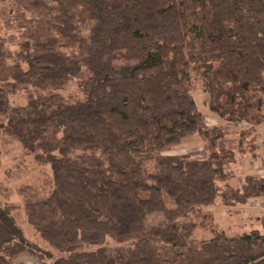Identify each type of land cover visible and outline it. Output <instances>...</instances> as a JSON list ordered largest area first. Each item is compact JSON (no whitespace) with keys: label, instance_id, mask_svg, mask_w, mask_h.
<instances>
[{"label":"trees","instance_id":"trees-1","mask_svg":"<svg viewBox=\"0 0 264 264\" xmlns=\"http://www.w3.org/2000/svg\"><path fill=\"white\" fill-rule=\"evenodd\" d=\"M17 3V50L0 36V103L27 101L10 105L0 135L50 169L46 188L21 190L29 225L60 253L52 264H264L260 230L198 240L188 220L218 198H264V177L222 191L223 160L169 154L196 134L223 137L205 123L194 79L213 113L250 125L241 145L264 124V0ZM74 80L82 101L60 94ZM3 198L0 264L43 255Z\"/></svg>","mask_w":264,"mask_h":264},{"label":"rangeland","instance_id":"rangeland-1","mask_svg":"<svg viewBox=\"0 0 264 264\" xmlns=\"http://www.w3.org/2000/svg\"><path fill=\"white\" fill-rule=\"evenodd\" d=\"M19 9L17 0H4V3L0 5V36L9 38L12 50H17L22 34L16 19L19 14L23 13ZM192 93L205 123L210 128L220 127L223 129V137L215 138L208 133L205 135L196 134L189 137L180 146L175 147L169 154H187L196 159L223 160L224 163L220 167L225 171V179L219 182L222 191L228 186L241 189L247 176L264 177V124L257 127L256 138H254L255 136L247 138L241 145V133L250 125L227 123L213 113L210 110L208 96L203 91L201 81L193 80ZM60 94L70 101L85 99L77 80L65 85ZM10 99L11 106L22 105L27 101V92H21ZM10 105L0 103V123L4 121ZM3 137H0L2 162L0 195L2 198L4 197L5 201L17 205L18 209L14 213L16 222L25 231L29 240L43 251V255L39 252L28 251L15 259L13 264H52L56 258L60 257V253L43 241L29 225L24 213L26 194L22 193V190L27 187L30 188L27 190V194L46 188L50 169L37 165L34 157L25 151L20 143L9 141L8 138ZM153 168L154 164H149L148 170L151 171ZM169 206L172 207L173 203L170 202ZM260 218L264 220V198L251 200L244 206L234 205L232 207L225 206L222 199L218 198L215 205L196 209L189 215L188 220L196 223L197 229L194 236L201 240L213 237L214 232L217 231H223L230 236L243 235L252 230H260L264 233V226L259 220ZM161 221V216H154L150 219L151 224ZM120 246L124 245L111 240L107 242L109 249H116Z\"/></svg>","mask_w":264,"mask_h":264},{"label":"crops","instance_id":"crops-1","mask_svg":"<svg viewBox=\"0 0 264 264\" xmlns=\"http://www.w3.org/2000/svg\"><path fill=\"white\" fill-rule=\"evenodd\" d=\"M262 222V225L264 226V220L262 218L259 219ZM23 256V255H22ZM21 257V256H20ZM19 258V257H18ZM15 261V260H14ZM13 261V262H14Z\"/></svg>","mask_w":264,"mask_h":264}]
</instances>
